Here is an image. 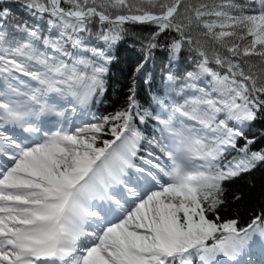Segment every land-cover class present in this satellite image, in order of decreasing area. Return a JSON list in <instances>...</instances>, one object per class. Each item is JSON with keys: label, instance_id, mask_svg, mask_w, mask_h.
Returning <instances> with one entry per match:
<instances>
[{"label": "snow or ice", "instance_id": "1", "mask_svg": "<svg viewBox=\"0 0 264 264\" xmlns=\"http://www.w3.org/2000/svg\"><path fill=\"white\" fill-rule=\"evenodd\" d=\"M22 2L57 35L9 30L0 9V264H264V215L243 227L219 215L224 182L264 164L247 138L226 159L264 115V0ZM127 23L155 29L135 71L159 48L162 78L188 95L153 97L163 110L153 116L134 83L126 109L74 125L106 91L112 55L89 46L93 27L111 49ZM182 58L193 65L183 75L172 70ZM149 117L160 132L149 144L168 163L153 152L135 163L143 136L133 122ZM109 124L113 139H102Z\"/></svg>", "mask_w": 264, "mask_h": 264}, {"label": "trees", "instance_id": "2", "mask_svg": "<svg viewBox=\"0 0 264 264\" xmlns=\"http://www.w3.org/2000/svg\"><path fill=\"white\" fill-rule=\"evenodd\" d=\"M0 9L8 13L6 26L9 30L13 25L27 24L31 28H35L41 36H56L57 32L52 29L48 23L49 17L45 14L44 18L34 17L24 7L22 0H0ZM157 11V9H152ZM116 13L113 12V15ZM124 14V13H122ZM127 31L124 38L117 42L111 49L104 46L101 41L95 37L98 25L93 27L92 35L88 41L89 46L104 47L106 52L111 53L112 60L106 65L108 72L106 74V91L103 96H97L88 106L93 115L102 118L105 116H113L117 112L128 107V97L131 94L130 89L135 83L136 99L141 106V112L147 109L153 114L163 115V110L153 103V97L166 99V101H174L183 103L188 95V90L181 91L179 86L170 87L168 82L162 78L161 67L167 64L165 53L161 49L154 50V55L146 63L148 71L137 73L135 70L137 65L144 63L145 52L142 50V42L155 30L151 24H131L124 25ZM195 36V32L191 33ZM176 37L175 33L162 34L158 38L160 44H167ZM178 38V37H177ZM41 51H44L43 45H40ZM69 50L72 49L69 46ZM49 54H51V51ZM253 62L257 58H250ZM247 71V65L244 66ZM172 70L178 71L181 75L186 71L193 70V65L186 58H182L178 63H173ZM151 77V78H150ZM27 79V78H24ZM198 86L204 87V84L198 82ZM71 99V97H69ZM67 104V103H66ZM90 122H96L93 119ZM135 128L142 134L143 139L138 144L137 157L147 152V144L154 137L159 138V125L157 121L151 117L147 118L144 123H140L137 118L134 120ZM111 124L106 126L102 139H113L108 133ZM244 137L237 140V149L230 150L226 159L231 160L238 155V149L245 144V138L254 140L250 148L257 151L264 148V115L258 114V119L243 129ZM136 157L135 162L138 161ZM225 187V205L219 210L221 221L236 219L241 227L246 226L257 215H264V164H257L255 168L249 172L242 173L240 176L232 180L224 182ZM239 195L240 199H234ZM210 219H214L212 214H208ZM258 259V257H255Z\"/></svg>", "mask_w": 264, "mask_h": 264}, {"label": "rangeland", "instance_id": "3", "mask_svg": "<svg viewBox=\"0 0 264 264\" xmlns=\"http://www.w3.org/2000/svg\"><path fill=\"white\" fill-rule=\"evenodd\" d=\"M69 100L71 101V99H69ZM71 107H72V103L69 102L67 108L70 110ZM85 111L88 113V115L81 117L79 112H77V114L72 117L74 125H82L83 123H89L92 120L93 112L88 107ZM66 128H67V126H66ZM67 130L71 131L73 129L68 128ZM148 148L151 150L150 152H153V153H155V155L160 156L162 163H168L166 160V157H164L163 154L160 153L159 148L156 147L154 144H150L148 146ZM143 157H145V156H143ZM140 163H141V161H140V157H139L137 164H140Z\"/></svg>", "mask_w": 264, "mask_h": 264}]
</instances>
